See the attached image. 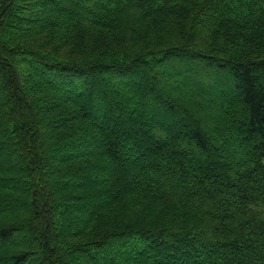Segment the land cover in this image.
Returning <instances> with one entry per match:
<instances>
[{
	"label": "trees",
	"instance_id": "obj_1",
	"mask_svg": "<svg viewBox=\"0 0 264 264\" xmlns=\"http://www.w3.org/2000/svg\"><path fill=\"white\" fill-rule=\"evenodd\" d=\"M0 264H264V0H0Z\"/></svg>",
	"mask_w": 264,
	"mask_h": 264
},
{
	"label": "rangeland",
	"instance_id": "obj_2",
	"mask_svg": "<svg viewBox=\"0 0 264 264\" xmlns=\"http://www.w3.org/2000/svg\"><path fill=\"white\" fill-rule=\"evenodd\" d=\"M146 77H147L146 76V73L139 72L137 76H135V77L132 78V82H131L132 86L135 87L136 89L144 90L145 91L146 88L151 87V84L147 83V81H149V80H147ZM152 87H154V88H152V89L149 88L148 91L154 93L152 90H154L157 86H154V84H152ZM231 92H232L233 95H235V93L233 92V90H231ZM159 100H160L159 102L161 103L162 100L161 99H159ZM156 113L158 115L159 112H156ZM111 125H112V122L110 121L108 126H111ZM95 172H98V169ZM90 191H92V189ZM93 202H94L95 205H97L99 203L97 200L96 201H93Z\"/></svg>",
	"mask_w": 264,
	"mask_h": 264
}]
</instances>
